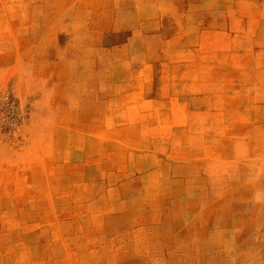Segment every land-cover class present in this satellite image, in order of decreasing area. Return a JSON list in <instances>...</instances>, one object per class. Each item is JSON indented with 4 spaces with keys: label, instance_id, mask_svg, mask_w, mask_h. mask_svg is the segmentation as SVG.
I'll list each match as a JSON object with an SVG mask.
<instances>
[{
    "label": "rangeland",
    "instance_id": "rangeland-1",
    "mask_svg": "<svg viewBox=\"0 0 264 264\" xmlns=\"http://www.w3.org/2000/svg\"><path fill=\"white\" fill-rule=\"evenodd\" d=\"M0 264H264V0H0Z\"/></svg>",
    "mask_w": 264,
    "mask_h": 264
}]
</instances>
